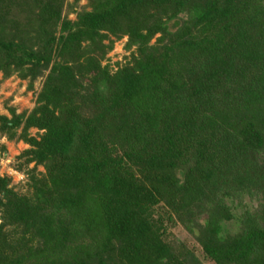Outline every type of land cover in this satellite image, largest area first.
I'll return each mask as SVG.
<instances>
[{
  "label": "trees",
  "instance_id": "obj_1",
  "mask_svg": "<svg viewBox=\"0 0 264 264\" xmlns=\"http://www.w3.org/2000/svg\"><path fill=\"white\" fill-rule=\"evenodd\" d=\"M63 1L0 0L1 77L41 80L0 117L34 164L27 195L0 176V264H264V0Z\"/></svg>",
  "mask_w": 264,
  "mask_h": 264
},
{
  "label": "rangeland",
  "instance_id": "obj_2",
  "mask_svg": "<svg viewBox=\"0 0 264 264\" xmlns=\"http://www.w3.org/2000/svg\"><path fill=\"white\" fill-rule=\"evenodd\" d=\"M89 0H78L73 3L72 0H64L62 5L61 15L66 17L67 20L73 21L76 13L88 12L90 10ZM159 36H155L149 42V45H153ZM126 42V38L123 37L118 41H114L112 49L106 54L104 59L100 61L101 67H106L108 73L113 74L118 66L123 65L129 61L130 51H125L123 46ZM41 80L37 79L30 86L27 80L17 78L16 74H13L5 79L0 75V117H4L7 120L10 119V111L12 110L15 115L24 114L28 115L34 108L38 106L36 103V95L39 91ZM19 129L17 130V133ZM42 132L30 128L27 131L29 137L38 139V135ZM29 147L22 141L11 139L8 140L0 133V176H6L10 179V187L14 192L20 195H27L30 193V189L27 186L26 175L16 172L15 168L19 167L21 170L29 171L34 169V164L31 163L27 167L23 166L24 158L18 159V156ZM35 175L44 174L42 167L35 168ZM233 203L227 202V205H235L239 203L248 204L251 210H255L257 207L256 200L250 201L248 197H240L239 199H233ZM156 213L165 218L166 214L163 213L161 207H157ZM172 224V225H171ZM166 233L165 238L168 242L173 244H183L194 253L201 255L199 248L194 243L191 235L179 224L169 223L165 225ZM201 264H212L200 258Z\"/></svg>",
  "mask_w": 264,
  "mask_h": 264
}]
</instances>
